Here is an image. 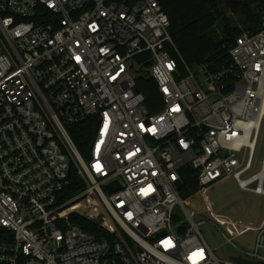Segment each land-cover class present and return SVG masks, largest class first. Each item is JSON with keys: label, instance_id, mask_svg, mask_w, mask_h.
Segmentation results:
<instances>
[{"label": "built area", "instance_id": "1", "mask_svg": "<svg viewBox=\"0 0 264 264\" xmlns=\"http://www.w3.org/2000/svg\"><path fill=\"white\" fill-rule=\"evenodd\" d=\"M170 29L162 0H0V264H221L180 187L191 169L207 200L231 176L264 196V27L197 71ZM246 255L264 264V223Z\"/></svg>", "mask_w": 264, "mask_h": 264}, {"label": "trees", "instance_id": "2", "mask_svg": "<svg viewBox=\"0 0 264 264\" xmlns=\"http://www.w3.org/2000/svg\"><path fill=\"white\" fill-rule=\"evenodd\" d=\"M162 7L170 19L176 48L191 68L199 66L210 54L226 51L244 33L255 34L264 27V0H162ZM171 55L179 59L176 52ZM136 91L143 93L151 112H159L154 105L158 92L153 81L141 80ZM93 135L92 120L71 129V136L84 156ZM194 174L187 169L180 187L182 199L193 197L199 191ZM81 189L83 185L72 173L69 190L73 194Z\"/></svg>", "mask_w": 264, "mask_h": 264}, {"label": "rangeland", "instance_id": "3", "mask_svg": "<svg viewBox=\"0 0 264 264\" xmlns=\"http://www.w3.org/2000/svg\"><path fill=\"white\" fill-rule=\"evenodd\" d=\"M197 69L193 68L194 71ZM141 75L145 77L143 75L146 74ZM263 157L264 118L255 148L252 174L260 171ZM204 191L209 196L208 200L201 194L182 200L194 221L200 224V232L215 257L221 264L232 263L233 258L248 259L246 253L254 252L258 229L264 223V196L242 190L232 176ZM175 214L185 218L180 206L176 207ZM240 221L243 226L239 225ZM238 232H242V235L237 236ZM226 238L237 248L231 246Z\"/></svg>", "mask_w": 264, "mask_h": 264}, {"label": "water", "instance_id": "4", "mask_svg": "<svg viewBox=\"0 0 264 264\" xmlns=\"http://www.w3.org/2000/svg\"><path fill=\"white\" fill-rule=\"evenodd\" d=\"M111 189H113V186L109 187V190H111ZM233 260L238 262L239 264H262V263H251V262L244 261V260H241V259H236V258H233Z\"/></svg>", "mask_w": 264, "mask_h": 264}]
</instances>
